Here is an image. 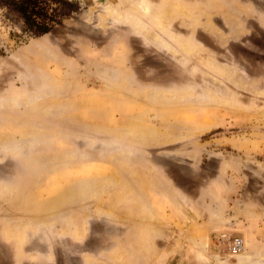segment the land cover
<instances>
[{"label": "rangeland", "instance_id": "rangeland-1", "mask_svg": "<svg viewBox=\"0 0 264 264\" xmlns=\"http://www.w3.org/2000/svg\"><path fill=\"white\" fill-rule=\"evenodd\" d=\"M42 1L0 0V264H264V0Z\"/></svg>", "mask_w": 264, "mask_h": 264}, {"label": "trees", "instance_id": "trees-1", "mask_svg": "<svg viewBox=\"0 0 264 264\" xmlns=\"http://www.w3.org/2000/svg\"><path fill=\"white\" fill-rule=\"evenodd\" d=\"M9 3L20 13L26 29L37 36L49 33L57 21L47 12V3L42 0H10Z\"/></svg>", "mask_w": 264, "mask_h": 264}, {"label": "built area", "instance_id": "built-area-1", "mask_svg": "<svg viewBox=\"0 0 264 264\" xmlns=\"http://www.w3.org/2000/svg\"><path fill=\"white\" fill-rule=\"evenodd\" d=\"M219 241L225 253L231 257L241 255L246 249V241L243 237L228 232H221Z\"/></svg>", "mask_w": 264, "mask_h": 264}, {"label": "crops", "instance_id": "crops-1", "mask_svg": "<svg viewBox=\"0 0 264 264\" xmlns=\"http://www.w3.org/2000/svg\"><path fill=\"white\" fill-rule=\"evenodd\" d=\"M132 222L133 223H131V220H130V228H132L133 229V232H135V229H137V230H139L138 228V226L136 225V223L132 220ZM138 238V237H137ZM146 238H148V237H144V239H146ZM139 241H137V243H138ZM135 243H136V241H135ZM133 244V243H132ZM132 248L133 247H130V253H133V250H132ZM87 253H88V256L89 257H84V263H90V260L91 259H101L103 256L100 254V253H94V252H92L91 250L90 251H87Z\"/></svg>", "mask_w": 264, "mask_h": 264}, {"label": "bare ground", "instance_id": "bare-ground-1", "mask_svg": "<svg viewBox=\"0 0 264 264\" xmlns=\"http://www.w3.org/2000/svg\"><path fill=\"white\" fill-rule=\"evenodd\" d=\"M246 246H247V243H246Z\"/></svg>", "mask_w": 264, "mask_h": 264}]
</instances>
